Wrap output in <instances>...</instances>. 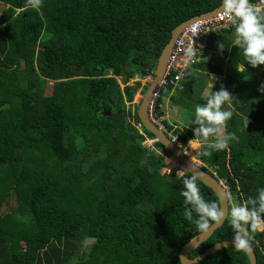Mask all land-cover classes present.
Instances as JSON below:
<instances>
[{"label":"trees","instance_id":"16d2710c","mask_svg":"<svg viewBox=\"0 0 264 264\" xmlns=\"http://www.w3.org/2000/svg\"><path fill=\"white\" fill-rule=\"evenodd\" d=\"M25 4L0 0V264H180L181 248L199 234L180 195L189 174H161L168 153L158 142L163 155L142 145L154 137L133 104L141 84L121 90L118 80L122 68L128 80L152 77L171 31L221 0H43L21 11ZM234 31L206 38L171 99L202 104L208 76L221 78L218 90L235 107L227 131L238 141L211 155L202 149L199 161L242 202L264 187V66L251 67L231 46ZM163 102H154L153 118L191 140L193 132L161 120ZM232 236L229 215L188 258ZM253 236L264 264V232ZM198 264L250 263L222 249Z\"/></svg>","mask_w":264,"mask_h":264},{"label":"clouds","instance_id":"9594fccd","mask_svg":"<svg viewBox=\"0 0 264 264\" xmlns=\"http://www.w3.org/2000/svg\"><path fill=\"white\" fill-rule=\"evenodd\" d=\"M42 4L43 0H26V4L21 11H26L28 7L38 10ZM220 18L221 20H227L231 25H235L231 46L242 50L246 62L251 67L264 66V0H261L259 4L253 3L252 0H221ZM199 32L201 31L198 29H193L192 31L190 42L185 50V64H189L197 58L202 59L201 49L194 47L193 41V37ZM224 48L223 42L218 44L219 50L222 51ZM237 70L240 72L245 71L244 65H241ZM137 78H139V74H137ZM212 89L213 83L205 98V102L197 104L194 108V114L187 119V127L190 125L195 126L192 128L193 138L191 140L182 143L178 134L174 136L166 134L157 125L184 156L188 155L187 150L189 148L193 150L202 148V155H211L212 151L228 150L232 142L238 141L235 133L227 131L228 122L235 113V107L232 103L233 97L223 87L218 91H212ZM259 90L264 91V85H261ZM169 92L176 93L179 91L168 90L164 93L167 95ZM162 94L159 98L163 97ZM155 98L154 102L157 100ZM225 105H227V108H225ZM245 125H247V119ZM175 136H177L178 142L173 141ZM198 166L201 168L202 165L199 164ZM199 179L200 175L197 172L182 176L183 189L180 191V195L184 198V204L186 205L184 211L185 220L193 223L197 231L204 234L209 230L210 226L223 221L227 214H225V211L217 201L206 200L203 197ZM224 187L229 200L228 216L230 213V226L233 232L231 243L237 251L251 254L253 250V234L264 232V187L256 189L254 196H248L242 202H233L231 210L230 198L232 195L229 193L228 188ZM194 213L195 216L193 215Z\"/></svg>","mask_w":264,"mask_h":264},{"label":"water","instance_id":"95a60500","mask_svg":"<svg viewBox=\"0 0 264 264\" xmlns=\"http://www.w3.org/2000/svg\"><path fill=\"white\" fill-rule=\"evenodd\" d=\"M219 11H221V5L212 12L203 14L195 18H191L190 20L180 24L171 31L169 41L165 45V47L163 48L157 59L155 70L150 79L149 86L142 97L141 103L137 111V116L140 122V126L154 137V142H158L163 146V148L166 150L168 155L174 158L178 166L181 167L182 170H184V173L191 175L192 172H197L200 175L199 182L213 192L219 204L221 205V208L225 211V214H227L225 219L221 221L219 224H213L212 226H210L209 230L206 233L204 234L199 233L181 248L179 254L180 264H198L201 261H203L205 258L221 251L222 249H235L231 241H224L213 245L205 252H203L202 254H200L199 256L193 259L188 258V256L192 251L199 248L201 244L206 242L214 234V232L224 224V222L228 218L229 200L226 193V188L223 186V183L217 181L214 177L210 176L208 173L203 172L201 168L198 166L199 164H197L196 162L193 163L186 156H184L179 151L177 146L170 141L169 137L166 136V134L157 126V124L154 122L152 118L151 108L153 106L154 98L158 90L160 89V84L163 79V74L166 68L169 53L179 33L182 32L185 28L189 27V25L194 23V21L198 19L210 18ZM121 74H122L121 75L122 82L126 83L128 79L126 74L124 73L123 68L121 70ZM106 115L110 116L109 113H106ZM243 253L247 256L250 264H257V259L254 250H252L251 254L245 252Z\"/></svg>","mask_w":264,"mask_h":264},{"label":"built area","instance_id":"2783aa9c","mask_svg":"<svg viewBox=\"0 0 264 264\" xmlns=\"http://www.w3.org/2000/svg\"><path fill=\"white\" fill-rule=\"evenodd\" d=\"M260 2L261 0H258L253 3L259 4ZM193 29L201 31L193 37V41L194 47L201 49L202 58L204 53H206V38L210 34L216 35L221 31L235 29V25H231L227 20H221L219 11L210 18L198 19L194 21V23L184 29V31H182L176 38L169 53L160 89L155 99H158L162 93L167 92L168 90L180 91L183 88V82L187 79L188 72H190L192 67L200 61V58H197L189 64H185V50L187 44L190 42ZM175 137L173 138V141L178 142L177 136Z\"/></svg>","mask_w":264,"mask_h":264},{"label":"rangeland","instance_id":"374dc122","mask_svg":"<svg viewBox=\"0 0 264 264\" xmlns=\"http://www.w3.org/2000/svg\"><path fill=\"white\" fill-rule=\"evenodd\" d=\"M215 82H216V80H214V82H212L214 87L216 86ZM126 83L127 84H123L120 79L118 80V84H119L121 90H123V88L126 86L133 87L136 83H140L141 87L143 88L147 84L150 83V77H148V78L146 77L142 80H139L137 77H134L133 79L128 80ZM142 88L140 90H138L134 96L133 104L135 107H139V105L141 103L140 100L142 98L143 90H144V88L143 89ZM162 96H164V95H162ZM163 103H164L163 104L164 117H162L161 120H166L170 125L175 126L176 128H178L179 130H181L183 132L185 130H188L187 129V119H188V117H190L194 114V108L196 105L191 104L189 102H185L184 105H182L181 107L169 108L170 104H169V101L167 99H164ZM126 106H128V104H126ZM159 121L160 120L154 119V122L164 131V127L161 125V123ZM190 126L195 127L194 125H190ZM137 129H139V127H137ZM142 145L150 151H156L157 154L163 155L162 152L156 150L155 145H154V140L146 139L142 143ZM190 149L191 148H189L187 151H189ZM201 150H202V148L198 149V151L196 150L195 160L193 163L197 162L200 165H202L201 162L199 161V156H200L199 153ZM164 157H165L164 158L165 167L161 170V174L163 176H169L172 173H174V175H177L180 177L184 174V170H182V168L178 166V164H177L176 160H174V158H172L170 156H164ZM168 157L172 158L173 161L175 162V164H173L172 159H170V158L167 159ZM233 202H237V200L233 196H231V198H230V210H231V206H232ZM229 215H230V213H229ZM86 244H89V241L86 242Z\"/></svg>","mask_w":264,"mask_h":264},{"label":"crops","instance_id":"0c3cea01","mask_svg":"<svg viewBox=\"0 0 264 264\" xmlns=\"http://www.w3.org/2000/svg\"><path fill=\"white\" fill-rule=\"evenodd\" d=\"M193 73V72H192ZM214 80H216V82H215V84H216V86L214 87L213 86V89H212V91H217L218 89H219V86H220V84H221V78H219V77H217V76H214V75H209L208 76V81H207V86H206V89H205V91L203 92V94H202V98L203 99H205L206 98V96H207V94L209 93V91H210V89H211V83L212 82H214ZM172 95H174V92H169L167 95H164L163 96V101H164V99H167L168 101H169V104H170V106H169V108H172V107H181L182 105H183V103L182 104H177V103H174L173 102V100L171 99V96ZM164 104V103H163ZM163 104H162V110H163ZM195 105H197V104H195ZM163 112H164V110H163ZM191 127V128H190ZM192 126H188L187 127V129H188V131H191V132H193L192 131ZM198 151V150H197Z\"/></svg>","mask_w":264,"mask_h":264},{"label":"bare ground","instance_id":"6f19581e","mask_svg":"<svg viewBox=\"0 0 264 264\" xmlns=\"http://www.w3.org/2000/svg\"><path fill=\"white\" fill-rule=\"evenodd\" d=\"M191 150V149H190ZM186 157L190 160V161H192V162H194V160H195V156L192 154V153H188V155H186ZM170 157H168L167 159H169ZM166 159V160H167ZM170 159H172V158H170ZM175 160V159H174ZM172 162H173V164H175V162L173 161V159H172Z\"/></svg>","mask_w":264,"mask_h":264}]
</instances>
